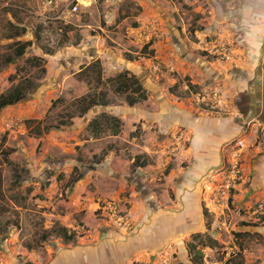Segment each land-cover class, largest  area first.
Returning <instances> with one entry per match:
<instances>
[{"label":"rangeland","instance_id":"rangeland-1","mask_svg":"<svg viewBox=\"0 0 264 264\" xmlns=\"http://www.w3.org/2000/svg\"><path fill=\"white\" fill-rule=\"evenodd\" d=\"M212 5L213 0H0V94L19 83L30 85L23 101L0 112V264H52L71 248H87L103 238L130 246L121 264H196L197 251L202 264H225L231 258L264 264V192L251 189L253 165L264 155V123L246 117L232 97L220 104L216 92L197 85L191 92L182 89L191 77L174 85L177 72L154 58L153 49L146 51L151 61L142 57L140 50L149 41L133 33L153 22L157 38L149 44L186 40L204 82L212 80L211 64L233 77L231 70L242 68L245 53L230 34L213 29ZM143 13L152 18L138 21ZM66 27L75 35L73 41H65ZM28 41L32 45L25 55L16 57L18 44ZM36 57L43 59L41 64L33 63ZM96 60L103 69L100 83L96 69L79 76ZM158 62L167 68L156 71ZM124 70L161 83L171 99L181 97L179 105L199 110L200 116L205 109L215 117L236 111L244 122L259 119L242 135L253 144L245 153L242 182L250 193L249 205L233 200L225 208L216 206L209 200L215 188L211 181L203 202L211 212L210 227L203 215L196 226L180 228L157 247L142 250L136 245L135 235L143 236L155 224L165 226L163 217L153 216L158 206L180 208L177 184L191 160L182 154L189 145L184 129H173L167 139L147 116L137 114L157 109L155 95L148 92L147 100L131 106L127 94L116 91L115 77ZM253 72L249 80L240 74L241 80L256 77L264 90V62L258 61ZM83 98L109 104L82 115L88 105ZM116 118L120 124H114ZM173 215L182 217L180 212ZM60 226L76 233L74 241L53 233ZM46 234L51 235L44 239Z\"/></svg>","mask_w":264,"mask_h":264},{"label":"crops","instance_id":"crops-1","mask_svg":"<svg viewBox=\"0 0 264 264\" xmlns=\"http://www.w3.org/2000/svg\"><path fill=\"white\" fill-rule=\"evenodd\" d=\"M142 16L139 17L138 21H146L148 18H152L150 16L148 17V14L145 13H143ZM143 24H146V22ZM142 27L134 29L133 33H140L142 31ZM206 30L207 29L203 30L204 32L202 35H204ZM177 35L178 33H175L176 37ZM154 45L150 47V49H153L155 52L156 56H154V58L162 59L164 63L169 65V67L177 72L176 78L172 79V83L174 85L182 82L183 78H186L187 80V77H191V80L188 79L185 84L181 85L182 89H187L189 92H191L192 89L195 88L194 86L197 85L204 88L202 89V91H209V93H211L212 91L216 92L219 94L218 99L221 98L219 101L220 104H223L228 100L229 97H232V99H236V101H239L237 106L239 107V110L244 115H246V117L248 116L249 118H251L256 116L261 120L260 125H263L264 90L261 87V82H258L256 77L252 78L251 81H247L246 79L241 80L240 75L242 74L246 76L248 80L252 74H254L255 76L256 73L253 72V68L258 67V62L256 64H247L244 61L241 69L239 68L237 70H231L233 77L229 76L228 74L230 73H227V71L222 72L218 69L217 66L211 64L210 69H214L212 70V80H208L209 82H204L203 79L199 77L198 64L197 61L194 60L196 58V55L192 50L193 46L186 40H184V42H182L181 44H177L174 42V44H171V46H166L165 41L160 43L158 42V44L156 43V45ZM100 58L101 57H98V59ZM145 58H147V60L149 61L152 60L149 55H146ZM127 68L136 73V69L133 70L132 67ZM223 73H226V76H223ZM139 80L145 90H147V93L151 92L153 95H155V98L158 102L157 109L151 111L139 110L140 112L137 113L143 117L147 116L146 118L148 122H151L152 125L155 124L150 119L156 114L158 109L167 105L173 109H179L183 112L190 113L195 118L196 123L202 128L215 130V134L211 136V143L207 145V156L210 160V163L207 165L203 172L196 174L195 179L189 180L184 176L183 178H181L182 181L179 180V183L177 184L176 193L177 196L181 198L180 208H176V204H174L173 207L164 210H162V208L158 206L157 213H155V215L153 216H155L157 220L158 218L163 217L161 219L166 222L165 226L163 224V227H159V225L155 224L156 227L155 225L153 227H148L146 233L143 236H134V238H136V245L138 247H140L142 250L146 248L150 250L149 248H151V246L157 247L159 244L165 243V241H169V239L171 238L170 235L175 236L177 231H180V228L186 229L187 227L188 229H190L193 226H196L199 220L201 221V217H203L204 215L203 202L205 201L204 196L206 192L204 190L206 188V184L210 183L211 181L215 182L219 179V176L217 175V168L224 160L228 145L236 138L242 137V135H244V133L249 128V125L247 124V122H244L239 118L236 111L235 114L234 111H231V113L227 116L215 117L210 115L211 111L204 109L202 116H200L201 112L199 110L198 112L196 111V109L192 110L184 108L182 107V105L180 106L178 100L181 99V97H175V99L178 100L171 99L169 94L166 92L165 86L161 85V83L152 82L145 75H143L142 79ZM172 100L175 102H173ZM252 106L253 108H251ZM120 107L126 108L122 106ZM216 108H219V106H217ZM116 116L121 117V115L117 114ZM176 116V113L170 111L166 116V119L174 120L176 119ZM180 128L185 130V132L187 133V138L189 140L188 149L185 150L186 152L183 151L184 153L182 152V154L189 157L192 164L195 156L194 144L200 140V137H197L196 141L193 140V132L196 131V129L192 127L185 128L177 125L174 128L175 132H178V129ZM172 131L173 129L167 132L158 131V133L165 135L168 139L169 133H171ZM258 157L259 159H257V162L253 165L254 177L252 178L251 189L256 191L259 188V192L262 193L264 192V155L262 156V154L260 153ZM249 169H252L251 165ZM170 177L171 179H173L172 175L166 177L168 182L171 181ZM243 186L244 184L241 183L235 190L233 202L237 203L238 206L244 205V203H246V199L250 198V193L246 190H243ZM147 191H150L149 188ZM209 191H211L210 188ZM213 194L214 193L212 192L209 200L214 203ZM149 195H152V192H149ZM246 205L249 204L246 203ZM163 212L171 215H168L167 218H165ZM174 212H180L182 217L177 220L176 216L173 215ZM115 235L117 236L118 233ZM123 241L119 240V242L116 243L115 240L111 241L108 238H103L100 239L97 244H91L87 246V248H71L68 252H65V254H61L52 264H121L120 262L128 257L130 251V246L122 247L120 245Z\"/></svg>","mask_w":264,"mask_h":264},{"label":"clouds","instance_id":"clouds-1","mask_svg":"<svg viewBox=\"0 0 264 264\" xmlns=\"http://www.w3.org/2000/svg\"><path fill=\"white\" fill-rule=\"evenodd\" d=\"M212 8L215 17L212 24L213 29L217 33L226 32L230 34L235 46L244 50V60L247 64H256L258 61L264 62V0H213ZM142 57H146V55ZM170 111L177 114L176 119H166ZM150 120L161 132L170 131L177 125L185 128H195L193 140L196 141L197 137H200V140L194 144L195 156L185 176L187 179L193 180L196 178L197 173L205 170L210 163L207 156V145L211 143V136L215 134V130L202 128L190 113L173 109L167 105L158 109ZM235 190L230 203L234 200ZM263 209L264 205L260 204V210Z\"/></svg>","mask_w":264,"mask_h":264},{"label":"trees","instance_id":"trees-1","mask_svg":"<svg viewBox=\"0 0 264 264\" xmlns=\"http://www.w3.org/2000/svg\"><path fill=\"white\" fill-rule=\"evenodd\" d=\"M69 28L70 27H66V31H64V34L66 36L65 41H73L75 39V35L71 31H68ZM92 34H94V32H92ZM95 34H96V32H95ZM31 45H32L31 41L19 43L15 52H14L15 56L16 57L24 56L26 51L28 50V48ZM151 45L152 44L143 45L142 51H141L142 56L146 55V51H148L150 49ZM151 51H152V54H154V50H151ZM32 61H33V63L41 64L43 59L36 57ZM95 69L97 70V76H98L95 79H96V81H98L100 83V81H102V79H103V69H102V65H101L100 60H96L95 62H93L89 66H87L85 69L81 70V72L79 73V76L83 75V73H84V75H87V74L89 75L90 73L95 74ZM115 79L117 81L116 91L120 94H122V93L127 94L129 105L133 106V105H136L140 101H145L148 99L147 90H145V88L141 84L138 77L131 74L129 70H124L123 72L118 73L116 75ZM27 82H29V81H27ZM29 88H30L29 84L19 83L8 94H0V112L9 106L16 105V104L20 103L21 101H23L26 97V94H27V91ZM133 95H135V96H133ZM83 99H84V102L88 103V105L80 113L82 115L86 114L94 106H99V105L107 106L109 104L108 101L100 102L97 100H93L92 98L91 99L83 98ZM57 101L58 100H56L52 103L51 108L55 107ZM115 120H116V122L114 123L115 125L120 124L119 119L116 118ZM115 133L117 134L118 130H115ZM234 146H235V144L229 145V149H233ZM138 159L139 158H137L134 163L138 164L140 161ZM139 165H140V167H145L147 165V163L144 162V163H140ZM203 214L207 218V226L210 227L211 222L213 221L211 219V217H212L211 212L209 211L208 208L205 207L203 209ZM262 219L264 220V216L262 217ZM245 225H249V224H245ZM53 233H55L56 236L63 238L66 242H72L76 238V233L74 231L70 232L68 230V228H66L64 226H60L58 228H55ZM50 235L51 234H46L43 237H44V239H47L50 237ZM236 236H240V234L237 233ZM202 257H203V255L200 253V251H197L196 256L193 257V260L196 264H202V262H203ZM225 264H246V263L244 261L234 262V260L231 258Z\"/></svg>","mask_w":264,"mask_h":264},{"label":"built area","instance_id":"built-area-1","mask_svg":"<svg viewBox=\"0 0 264 264\" xmlns=\"http://www.w3.org/2000/svg\"><path fill=\"white\" fill-rule=\"evenodd\" d=\"M78 9L79 3L75 6V11H78ZM157 30L158 28L155 23H148L142 28V31L138 35L140 37V41L148 40L149 43L152 42L154 37L157 38L155 35ZM162 67L167 68V66H164L162 62H158L155 66V69L156 71H160ZM168 69L172 70V68ZM254 121L257 120H250L247 122V124L252 125ZM231 144H235V146L233 149L227 150L224 162L219 167V169H217V175L219 176V179L214 182V204L216 206H221L222 208H225L230 204L234 190L239 185V183L245 179V153L246 150H249L253 146L252 144H249L247 139L242 137L234 140L231 142Z\"/></svg>","mask_w":264,"mask_h":264}]
</instances>
